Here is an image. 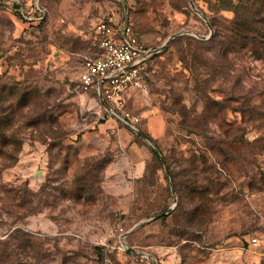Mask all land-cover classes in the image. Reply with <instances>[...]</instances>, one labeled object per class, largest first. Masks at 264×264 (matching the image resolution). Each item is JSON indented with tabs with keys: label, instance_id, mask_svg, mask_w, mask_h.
<instances>
[{
	"label": "rangeland",
	"instance_id": "obj_1",
	"mask_svg": "<svg viewBox=\"0 0 264 264\" xmlns=\"http://www.w3.org/2000/svg\"><path fill=\"white\" fill-rule=\"evenodd\" d=\"M100 20L159 46L138 132L79 85ZM1 253L264 264V0H0Z\"/></svg>",
	"mask_w": 264,
	"mask_h": 264
},
{
	"label": "built area",
	"instance_id": "obj_2",
	"mask_svg": "<svg viewBox=\"0 0 264 264\" xmlns=\"http://www.w3.org/2000/svg\"><path fill=\"white\" fill-rule=\"evenodd\" d=\"M98 53L85 58L78 80L85 90H91L106 104L111 118L134 128L138 118L124 109L125 94L132 89H144L147 62L159 46L140 41L127 21L100 20L94 25Z\"/></svg>",
	"mask_w": 264,
	"mask_h": 264
},
{
	"label": "water",
	"instance_id": "obj_3",
	"mask_svg": "<svg viewBox=\"0 0 264 264\" xmlns=\"http://www.w3.org/2000/svg\"><path fill=\"white\" fill-rule=\"evenodd\" d=\"M99 102H100V104L106 109L107 108V106H106V104L103 102V100H102V98H101V96H100V94H99ZM133 130H135L136 132H138L135 128H132ZM154 149L156 150V148L154 147ZM160 160L163 162V159H162V157L160 156ZM141 224V223H140ZM140 224H137V225H135V227H137L138 225H140ZM133 254H135L136 255V253H134L133 252Z\"/></svg>",
	"mask_w": 264,
	"mask_h": 264
},
{
	"label": "trees",
	"instance_id": "obj_4",
	"mask_svg": "<svg viewBox=\"0 0 264 264\" xmlns=\"http://www.w3.org/2000/svg\"><path fill=\"white\" fill-rule=\"evenodd\" d=\"M149 140L152 141V139L150 137H149ZM151 151L153 153H155V151H154L153 148H151ZM20 246L22 247V244L21 243H20ZM127 254H129V253L127 252ZM3 255H4L3 253L0 254V260L3 259V258L6 260V256H3Z\"/></svg>",
	"mask_w": 264,
	"mask_h": 264
},
{
	"label": "crops",
	"instance_id": "obj_5",
	"mask_svg": "<svg viewBox=\"0 0 264 264\" xmlns=\"http://www.w3.org/2000/svg\"><path fill=\"white\" fill-rule=\"evenodd\" d=\"M131 89H132V88H130L129 90H131ZM129 90H128V91H129ZM128 91H127V92H126V94H125V98H126V95H128V94H127V93H128Z\"/></svg>",
	"mask_w": 264,
	"mask_h": 264
}]
</instances>
